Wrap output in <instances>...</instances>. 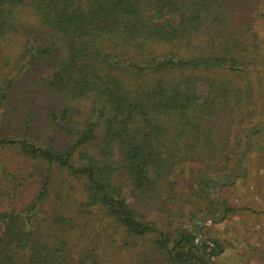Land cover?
Returning a JSON list of instances; mask_svg holds the SVG:
<instances>
[{"label":"trees","instance_id":"16d2710c","mask_svg":"<svg viewBox=\"0 0 264 264\" xmlns=\"http://www.w3.org/2000/svg\"><path fill=\"white\" fill-rule=\"evenodd\" d=\"M259 126L264 0H0V264H209Z\"/></svg>","mask_w":264,"mask_h":264},{"label":"rangeland","instance_id":"374dc122","mask_svg":"<svg viewBox=\"0 0 264 264\" xmlns=\"http://www.w3.org/2000/svg\"><path fill=\"white\" fill-rule=\"evenodd\" d=\"M258 141L259 146L255 150L252 146L244 161L242 177L233 184L213 187L216 196L233 210L227 213L223 223L204 226L207 228L205 236L203 234L204 240L217 239L225 248L223 254L219 253L211 258L215 264H264V213L254 214L264 211V180L258 181L254 174L257 168L264 169V136H259ZM217 180L218 178L214 181L215 184L218 183ZM211 198L214 202L213 195ZM220 211L221 208H218L216 214L210 215L218 216ZM202 216L205 215L200 217Z\"/></svg>","mask_w":264,"mask_h":264},{"label":"water","instance_id":"95a60500","mask_svg":"<svg viewBox=\"0 0 264 264\" xmlns=\"http://www.w3.org/2000/svg\"><path fill=\"white\" fill-rule=\"evenodd\" d=\"M262 132H264V126L256 127L250 132V134L248 136L246 148L243 151V153L241 154V156H240V158H239V160L237 162L235 171L232 174H230V175L218 178V180H217L218 183L217 184H215L214 182L211 183V185H210L211 188H213V187H216V188L217 187H221V186H224L226 184H233V183H235V181L237 179L242 177V175H243V164H244L245 159L247 158L248 153L250 152V150H251V148L253 146L254 138H255V136L257 134L262 133ZM229 180H231V182H227ZM211 192H212V195H213V198H214V202L219 204V206L221 208V211H220L218 216L205 215V216L200 217L196 221V223L194 225V228L198 227L197 234H198V237H199L200 241L204 240V236L202 234V229H203L204 226H206L209 223H221L227 217V206H226V204L219 197L216 196L214 189H212ZM199 249L201 250L200 246H199ZM206 260H207V262L209 264H215L210 259V257H207Z\"/></svg>","mask_w":264,"mask_h":264}]
</instances>
